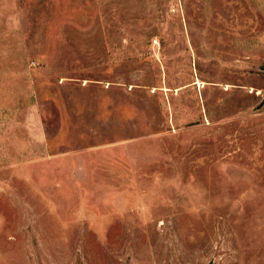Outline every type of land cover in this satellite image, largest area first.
<instances>
[{
	"label": "rangeland",
	"instance_id": "obj_1",
	"mask_svg": "<svg viewBox=\"0 0 264 264\" xmlns=\"http://www.w3.org/2000/svg\"><path fill=\"white\" fill-rule=\"evenodd\" d=\"M0 264H264V0H0Z\"/></svg>",
	"mask_w": 264,
	"mask_h": 264
},
{
	"label": "crops",
	"instance_id": "obj_2",
	"mask_svg": "<svg viewBox=\"0 0 264 264\" xmlns=\"http://www.w3.org/2000/svg\"><path fill=\"white\" fill-rule=\"evenodd\" d=\"M10 143H11V141H10Z\"/></svg>",
	"mask_w": 264,
	"mask_h": 264
}]
</instances>
